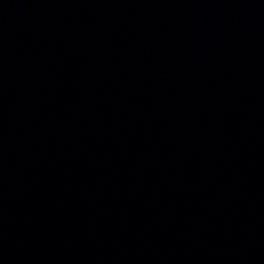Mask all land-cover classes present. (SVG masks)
<instances>
[{
  "label": "water",
  "instance_id": "obj_1",
  "mask_svg": "<svg viewBox=\"0 0 264 264\" xmlns=\"http://www.w3.org/2000/svg\"><path fill=\"white\" fill-rule=\"evenodd\" d=\"M0 264H264V0H0Z\"/></svg>",
  "mask_w": 264,
  "mask_h": 264
}]
</instances>
